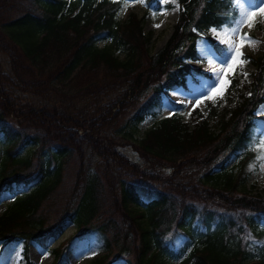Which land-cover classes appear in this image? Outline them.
<instances>
[{
  "label": "trees",
  "instance_id": "obj_1",
  "mask_svg": "<svg viewBox=\"0 0 264 264\" xmlns=\"http://www.w3.org/2000/svg\"><path fill=\"white\" fill-rule=\"evenodd\" d=\"M123 1L0 0V54L8 60L7 70L0 61V131L10 140L0 155V191L14 193L0 213V240L44 243L70 219L78 237L91 230L103 236L107 252L93 264L120 256L129 264H264V230L254 222L264 218V193L247 188L256 156L264 155L251 133L264 101V50L247 56L256 70L251 95L221 115L217 131L206 118L190 126L177 106L136 141L146 160L141 165L116 149V127L106 131L119 116L115 108L132 101L131 126L157 113L161 93L192 70L187 60L198 58V36L230 21L235 10L231 0H178L170 35L151 53V32L141 17L131 12L120 20ZM63 81L74 88L73 98L94 106L92 112L49 102L51 94L68 96L57 85ZM28 144L31 153L20 155ZM87 148L98 158L95 174ZM225 151L238 154L235 167L223 166ZM71 160L75 179L66 188L63 172ZM63 241L51 264L66 255Z\"/></svg>",
  "mask_w": 264,
  "mask_h": 264
},
{
  "label": "rangeland",
  "instance_id": "obj_2",
  "mask_svg": "<svg viewBox=\"0 0 264 264\" xmlns=\"http://www.w3.org/2000/svg\"><path fill=\"white\" fill-rule=\"evenodd\" d=\"M20 2V0H17ZM231 6L235 10V15L238 17L240 11H244L245 4L243 0H231ZM161 7L160 10H156ZM178 0H124L122 7L119 10L120 20H124L128 17L129 13L135 12L141 17L143 29L145 32H151V37L148 43V47L151 53H156L164 44L168 36L172 31V26L176 22L178 17ZM247 11H253V9H247ZM165 15H169V20H163ZM252 19V18H248ZM255 25L251 28L247 26V23L240 24V30L233 33L227 25L232 24V19L219 25H212L209 27L208 34H200L196 39V48L198 58L194 60H188L193 68L190 73L185 76L183 83L178 84L175 87L167 88L161 93V106L157 113H147L144 117L135 125L131 126V115L133 108L131 106V100L126 102L123 110L115 108L116 114H119L113 121L109 120L106 131L114 132L116 127L117 136L113 137L112 141L115 144L117 150L121 151L127 156L130 161H137L141 165H145L146 160L141 156L136 149V141L144 136L146 130L152 127L158 119L164 115H169L175 111V107L179 106L177 112L182 116L183 121L193 126V124L200 118H206L208 120L211 129L217 131L219 129V120L221 115L225 113L229 115L230 110L238 105L243 96H248L252 91V75L255 73V66L247 57L248 55L258 56L264 50V14L255 17ZM217 26H223L217 28ZM241 33H247L258 43L251 46H244L242 48L243 55L247 59V63L243 64L236 70V74L231 79V85L228 87L226 93L222 99L213 101L207 100L197 105L198 100H202L203 97L197 95L202 92L209 76L215 78V73L219 75V91L224 87V69L227 65L217 62L209 63L211 59L208 56V51L213 45H222L226 47L229 44L234 45L237 49L241 44ZM219 42V43H217ZM246 43V42H245ZM103 44V42H99ZM122 57L123 54L120 53ZM203 57V59H201ZM230 59V57H229ZM0 61L3 63V69H8V60L6 55L0 54ZM243 73H247L245 77ZM62 87L68 96H57L56 94H49V102H57L62 100L64 103L72 108V105L76 106L75 111L86 110L92 112L93 105H88L81 98H73L72 90L74 88L68 87V82L63 81L62 84H57ZM148 88L140 97L142 100L146 95L150 93ZM209 92L212 89H208ZM23 96L43 103V99L40 96L25 94L20 92ZM71 101V102H70ZM131 101V102H130ZM48 102V101H47ZM207 102H210L216 106V112L210 113ZM195 106V107H194ZM85 111V112H86ZM256 118L251 126V133L254 137H257L259 141H264V102L262 101L255 109ZM201 114V115H200ZM133 131L132 135L124 134L127 131ZM110 133V134H111ZM10 140L3 135L0 131V155H3V151L9 146ZM34 145L28 144L20 151V155L27 156L33 150ZM44 150H47L44 148ZM87 164L89 166L90 174H95V166L98 162V158L94 155L89 148H87ZM239 156L237 153H227L226 151L220 156V160L224 159L225 168H233L238 164ZM53 160L51 165L53 166ZM218 162V161H217ZM216 162V163H217ZM214 163L213 167L218 170V166ZM66 167L63 172L64 183L63 187H70L74 183V171L75 166L72 160L66 162ZM167 169V168H166ZM101 183V179L99 180ZM254 185L253 191H259L264 193V160L258 162L257 166L250 172L249 179L247 180V188H251ZM4 196L7 198H0V213L6 208V206L13 200L14 193L9 189L2 190ZM101 204L107 209V200L105 195L101 194ZM254 222L258 229L264 230V218H255ZM77 230L72 220L66 219L61 227V234L50 235L48 239L43 243L37 239L24 240L23 238L13 239L9 241L0 240V264L3 258H7L4 264H51L53 259V249L63 241V247L65 248L66 255L58 264H93L96 257L107 252L104 245V238L96 230H91L83 237L77 236ZM245 238L252 239L251 233H247ZM67 248V250H66ZM114 253V252H113ZM112 253V254H113ZM111 258V257H109ZM173 260L171 261V263ZM108 264H129L126 256H120L117 258H111Z\"/></svg>",
  "mask_w": 264,
  "mask_h": 264
},
{
  "label": "snow or ice",
  "instance_id": "obj_3",
  "mask_svg": "<svg viewBox=\"0 0 264 264\" xmlns=\"http://www.w3.org/2000/svg\"><path fill=\"white\" fill-rule=\"evenodd\" d=\"M243 2L245 4L244 11H240L238 13V17L233 16L232 24L227 25V27L231 29L233 33L240 30L241 23H247V26L249 28L253 27L256 22L255 17L264 14V0H243ZM247 9H253V11L249 12L247 11ZM248 18H252V19H248ZM221 27L223 26H217L218 29ZM240 39H241V44L239 46V49H237L234 45L231 44H229L226 47H218L216 45H213L212 48H214L215 51L209 49L208 56L211 57L209 63L217 62L220 64L227 65V68L223 70L225 72L224 75L225 83H224V87L221 88L219 91H217V89L219 88L218 73H215V78L213 76H209L208 81L206 82V85L203 88V91L197 93V95L202 96L203 99L198 100L197 105L195 106H199L201 103L207 100L216 101L222 99L228 87L231 85V79L236 74V70L239 67H241L243 64L248 62L243 55L242 48L244 46H251L258 42L255 41L252 37H250L247 33H241ZM201 59H203V57H201ZM243 75L246 77L247 73H243ZM208 89H212V91L209 92ZM249 95H251V93H249ZM259 143L262 145V147H264V141H259ZM257 151H260V149H257ZM256 160L258 162L264 160V155H257ZM253 167H254L253 164L249 165L250 169H252ZM0 198H7L4 196V193L2 191H0Z\"/></svg>",
  "mask_w": 264,
  "mask_h": 264
},
{
  "label": "bare ground",
  "instance_id": "obj_4",
  "mask_svg": "<svg viewBox=\"0 0 264 264\" xmlns=\"http://www.w3.org/2000/svg\"><path fill=\"white\" fill-rule=\"evenodd\" d=\"M168 16H169V15H165L163 20H165V21H166V20H169V19H168ZM169 18H170V16H169ZM4 261H7V262H8L9 260H8L7 258H3L2 261H1V264H4ZM8 263H9V262H8Z\"/></svg>",
  "mask_w": 264,
  "mask_h": 264
}]
</instances>
